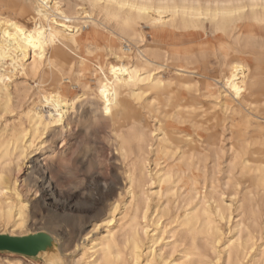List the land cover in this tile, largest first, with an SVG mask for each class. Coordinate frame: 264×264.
Segmentation results:
<instances>
[{
  "label": "bare ground",
  "instance_id": "1",
  "mask_svg": "<svg viewBox=\"0 0 264 264\" xmlns=\"http://www.w3.org/2000/svg\"><path fill=\"white\" fill-rule=\"evenodd\" d=\"M82 1L38 0L31 23L16 8L0 12V120L34 95L24 120L0 128V222L23 229L29 207L43 203L55 143L72 121L90 132L83 101L95 95L124 182L104 183L105 232L91 236L100 222L75 241L73 264H264V0ZM207 22L227 37L212 49L219 79L205 74L206 50H181L187 36L174 32ZM192 91L219 109L199 110ZM77 149L89 162V146ZM68 250L60 244L48 262H65Z\"/></svg>",
  "mask_w": 264,
  "mask_h": 264
},
{
  "label": "rangeland",
  "instance_id": "2",
  "mask_svg": "<svg viewBox=\"0 0 264 264\" xmlns=\"http://www.w3.org/2000/svg\"><path fill=\"white\" fill-rule=\"evenodd\" d=\"M70 1H73L77 4H83L82 0ZM37 7L38 0H0V12L4 14H12V10L16 8L18 12L17 17H19L23 21H27L30 23L38 17L36 14ZM144 29L147 31L150 30L147 27H144ZM199 31H183L180 29H176L174 32L175 36H178L180 38L182 37L181 35H183V33L187 36V39L184 40L183 43H181V45L179 46L181 50L187 51L189 54H193L194 56H197L201 52L206 50L208 56L205 59V62L207 64V70L205 71V74L210 78L219 79L218 77H220V73L217 60L218 58L214 54L212 49L217 47L220 42L227 41V37L223 35L224 38L222 39V37L219 36L220 34L214 33L213 28L208 22L204 24V29H199ZM261 33L264 34V29H262ZM125 45L126 47L134 49V46L132 44ZM193 65L199 67V71H203V61L197 62ZM163 73L166 77L175 75L174 70L172 69H166L165 71H163ZM194 78L199 79L198 76H195ZM14 79H16L20 86L24 85L23 79L21 76H19V73L15 75ZM29 82L31 84H34V81L32 79H30ZM13 86L11 87L15 92V85ZM75 91L78 93H82V89L80 87H76ZM15 94L16 93H14V95ZM30 94L31 93H29V96L27 97L28 100H25V107L23 103L19 101L20 99L14 97L15 100L17 99L16 102H14L15 100H13L15 106L14 111L8 113V115L6 114L4 119L0 120L1 129H7L11 126L18 125L21 120L25 119V111L28 108L27 105H31V99L34 97V95ZM191 94L193 97V101L200 108L199 110L210 109L214 111L215 109H219V105L215 106L213 99L209 96H204L203 92L192 91ZM98 103L99 100L95 95H92L84 99L83 101L84 106L87 104L85 106L87 110L84 111V115L87 117H85L86 122L89 125L92 123L90 125L91 128L88 134L81 133L78 126L75 125L76 122L72 121L73 123H71L70 126L65 127L64 130L67 131L68 129H70L71 131L67 139L63 141L60 137L58 139L59 141H56L53 171L50 172L49 170H47L45 173L46 178L48 177L47 180L51 181V190L47 191L43 198L40 195L37 196L36 200L40 199L41 197V201L43 202L40 203L37 208H35V206L33 207V205L29 207V211L26 215L25 227L23 229L14 228L12 222H0V233L24 235L38 231L49 232L57 241L59 248L60 244H62L64 248H69V250L64 255L65 262L62 256L59 257V259L57 258L53 261L48 262L49 255L47 253L39 255L37 257L27 258L28 256L24 257L23 255L19 254H8L9 252L0 251V264H73V258L78 252H81L79 249L76 253H74L73 243L75 241H78L79 239V243L82 244L84 242V234L87 231L93 230L94 226L98 223H102L101 225L103 226H101L97 231H93L91 236L93 238L99 237L105 232L103 220L107 216L109 206L107 201L108 194H106L107 189L104 187V183L106 181L115 180L116 175L118 176L117 180L119 184H123L124 180L123 176L119 175V172H121L120 167L122 165V162L119 158H116V151L114 150L111 142L109 143L108 140L109 120L103 116L101 109H98ZM18 105H20V107H18ZM260 107V115L264 116V104ZM77 108L79 109V106ZM18 109L21 111H17ZM86 112H88L89 114ZM13 118L14 120L11 121V119ZM259 121L264 124V119L260 118ZM26 125L28 126V123H26L25 126ZM94 130L97 133H94ZM81 144H87L90 148L89 162H85L86 165L80 162V160H76L75 157L78 151L77 148ZM37 157L40 161H42V163H45V161H43L44 156L42 155V153H38ZM24 167L25 171L22 169V171L20 172L21 174L19 173V176H21L19 178V182L21 183L18 182V184L21 191L24 190L22 188L24 186V184L22 183V175H25L28 172V164L26 163ZM64 169L67 171L64 172ZM67 174L69 175L67 176ZM34 196L35 194L33 192L29 193V197ZM70 204L72 205V207L70 206ZM78 204L80 205V207ZM82 225L86 226V228L80 237L78 231L80 226ZM95 234L96 236H94Z\"/></svg>",
  "mask_w": 264,
  "mask_h": 264
},
{
  "label": "water",
  "instance_id": "3",
  "mask_svg": "<svg viewBox=\"0 0 264 264\" xmlns=\"http://www.w3.org/2000/svg\"><path fill=\"white\" fill-rule=\"evenodd\" d=\"M58 248L55 238L46 231H38L24 235L0 233V251L12 252L28 257L49 254Z\"/></svg>",
  "mask_w": 264,
  "mask_h": 264
},
{
  "label": "snow or ice",
  "instance_id": "4",
  "mask_svg": "<svg viewBox=\"0 0 264 264\" xmlns=\"http://www.w3.org/2000/svg\"><path fill=\"white\" fill-rule=\"evenodd\" d=\"M47 2V0H45V3ZM103 3V0H89L88 4L86 5V7H96L98 4H102ZM57 7L59 8L60 5L58 4ZM63 27H67V25H63ZM101 93L104 94V89L101 88L100 89ZM237 91V94H239V89H236Z\"/></svg>",
  "mask_w": 264,
  "mask_h": 264
}]
</instances>
